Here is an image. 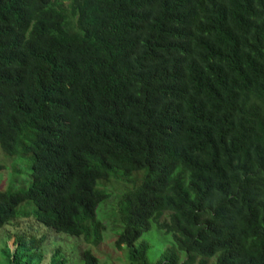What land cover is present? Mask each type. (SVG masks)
Segmentation results:
<instances>
[{"label": "trees", "instance_id": "obj_1", "mask_svg": "<svg viewBox=\"0 0 264 264\" xmlns=\"http://www.w3.org/2000/svg\"><path fill=\"white\" fill-rule=\"evenodd\" d=\"M0 148L30 165L0 228L97 245L115 181L127 264H264V0H0ZM154 231L171 239L152 263ZM44 239L0 264H42Z\"/></svg>", "mask_w": 264, "mask_h": 264}, {"label": "rangeland", "instance_id": "obj_2", "mask_svg": "<svg viewBox=\"0 0 264 264\" xmlns=\"http://www.w3.org/2000/svg\"><path fill=\"white\" fill-rule=\"evenodd\" d=\"M0 164L3 166L0 177L1 189L5 190L10 186L14 189L28 186V182H23L24 177L28 176L30 171L26 157H21L18 154L7 155L0 148ZM139 174L141 178L143 171H140ZM12 183H16V185L13 186ZM125 186L115 181L107 184V190L111 191V195L107 200L100 202L96 209V218L105 223L102 230L103 239L99 244L93 245L86 243L81 237L56 233L49 228L40 226L30 216L13 219L9 224L0 228V251L6 243L10 249H14L15 237L18 234L32 235L36 238L43 235L45 239L40 247L44 255L42 264H48L56 250H59L61 255L67 259L65 264H83L79 257L80 253L87 248L91 249L98 258L99 264H127V248L123 246L121 249H116L114 247L115 237L122 229V226L117 223V216L114 211L121 188ZM142 238L149 240L150 249L147 256L152 263L157 262L161 250L170 244L171 239L169 235L157 231L153 232V236L145 233L140 239ZM181 256L183 257V253Z\"/></svg>", "mask_w": 264, "mask_h": 264}]
</instances>
